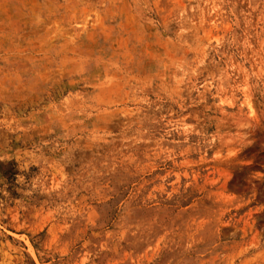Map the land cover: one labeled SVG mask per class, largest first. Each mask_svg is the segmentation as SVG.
<instances>
[{
  "label": "rangeland",
  "instance_id": "1",
  "mask_svg": "<svg viewBox=\"0 0 264 264\" xmlns=\"http://www.w3.org/2000/svg\"><path fill=\"white\" fill-rule=\"evenodd\" d=\"M0 264H264V0H0Z\"/></svg>",
  "mask_w": 264,
  "mask_h": 264
}]
</instances>
